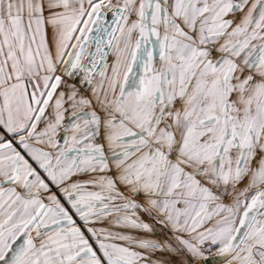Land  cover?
I'll use <instances>...</instances> for the list:
<instances>
[{
	"label": "snow or ice",
	"instance_id": "1",
	"mask_svg": "<svg viewBox=\"0 0 264 264\" xmlns=\"http://www.w3.org/2000/svg\"><path fill=\"white\" fill-rule=\"evenodd\" d=\"M0 264H264V0H0Z\"/></svg>",
	"mask_w": 264,
	"mask_h": 264
}]
</instances>
